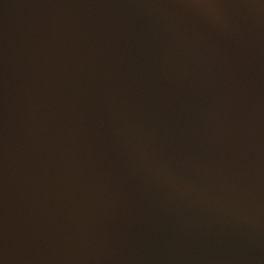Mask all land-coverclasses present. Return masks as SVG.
Listing matches in <instances>:
<instances>
[{
  "label": "water",
  "instance_id": "obj_1",
  "mask_svg": "<svg viewBox=\"0 0 264 264\" xmlns=\"http://www.w3.org/2000/svg\"><path fill=\"white\" fill-rule=\"evenodd\" d=\"M0 264H264V0H0Z\"/></svg>",
  "mask_w": 264,
  "mask_h": 264
}]
</instances>
